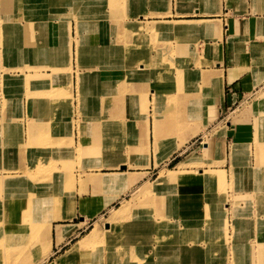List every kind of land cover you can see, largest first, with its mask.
Returning <instances> with one entry per match:
<instances>
[{"label":"crops","instance_id":"1","mask_svg":"<svg viewBox=\"0 0 264 264\" xmlns=\"http://www.w3.org/2000/svg\"><path fill=\"white\" fill-rule=\"evenodd\" d=\"M75 1L66 0L67 13ZM78 2L74 19L68 20L60 15L61 0H0V58L3 59L0 64V171H4L0 173V215H13L14 185L9 179L13 166L23 159L22 164L26 166L33 154H50L44 150L49 147L62 150L58 154L69 155L65 150L73 148L71 128L76 147L82 141L83 129L86 141L89 140L80 155L84 173L77 177L74 189L64 195V201L75 203L70 214L73 217L54 220L43 227L41 234L53 252L47 259H52L49 264L60 261L72 243L100 220L104 210L109 211L115 203L131 198L132 189L153 179L150 174L159 165L157 155L171 157L178 151L193 149L179 162L207 159L212 163L211 168L227 172L229 239L225 237L224 221L216 218L218 225L210 227L209 235L195 236L200 247L194 246L193 240H186L189 242L186 248H199L194 253L185 249L184 242L183 247L177 243L176 249L160 243L163 231L155 227L151 229L155 231L153 248L147 251L144 248L141 256H148L154 264L172 261L181 264L194 256L200 261L205 249H209L212 264H264V131L257 132L255 125L259 120L264 124V97L256 96L259 92L264 96V0ZM25 11L30 14H18ZM21 17L27 20H19ZM159 24L169 27L165 35L158 37L155 29ZM139 27L145 35L142 44L135 39V29ZM106 41L122 46L116 67L106 66L110 54L104 50ZM77 42L102 50L98 54L95 51L82 54L81 62L85 66L81 70L75 69ZM128 44L134 50L131 66L124 65L127 58L124 46ZM70 45L72 103L66 95L67 77L64 76ZM10 55L21 57V69L6 66ZM168 59H176L181 70L174 72L176 69ZM188 71L197 81L192 89L186 86ZM11 74L16 75L18 83L11 84L14 80ZM176 75L183 77L181 86L172 82ZM215 79L221 80L219 86H214ZM61 87L63 91L58 90ZM79 95L86 98L82 104L78 101ZM156 118L180 123L188 131L184 141L181 143L179 135L171 137L168 131L164 146L158 149L154 132ZM190 121L198 125V130L190 132ZM199 134L203 141L195 144L192 138ZM175 143L176 150L166 153ZM107 147L116 148L111 159L107 156ZM192 155L199 156L200 160H187ZM122 164L126 170L117 166ZM205 168L209 165L200 166L201 172L186 170L192 173L181 184L196 181L206 184L204 172L209 169ZM240 168L248 172L242 175L238 173ZM107 173L124 174V180L114 177L111 186H118L107 189L105 177L111 176ZM133 176L137 177L135 183H132ZM65 180L64 175L62 185ZM62 185L55 183L54 193ZM182 185L173 184L170 190L180 191ZM202 185L192 193H180L184 207L185 204L189 207L190 199L196 198L198 208L205 209L208 188ZM209 188L218 192L224 187L216 184ZM110 197L114 199L102 205ZM166 202L164 196L160 208L174 203ZM60 208V201L54 198L52 210L47 209L45 215H56ZM148 209L154 211L153 207ZM76 215H80L78 221ZM165 216L173 222L177 220L174 215ZM83 217L88 220L86 225L81 223ZM206 225L204 222L202 227L205 229ZM58 226L62 227L60 234ZM170 232L171 227L166 229L164 237L168 238Z\"/></svg>","mask_w":264,"mask_h":264},{"label":"rangeland","instance_id":"2","mask_svg":"<svg viewBox=\"0 0 264 264\" xmlns=\"http://www.w3.org/2000/svg\"><path fill=\"white\" fill-rule=\"evenodd\" d=\"M78 1L76 0L74 2L75 5L73 6V9L67 13L68 6L65 5L66 0H61V6H60L61 13H60V15L63 16V17L65 16V19H68V20L74 19L73 16H74V14H76L75 8L77 7V5L79 3ZM18 14H20L22 16L23 15L26 16V15L30 14V12L25 11L23 13L19 12ZM24 18L26 19V17H21L19 20H23ZM102 18H105V17L102 16ZM3 19H5V17H2V20ZM155 31H156V34H157L156 36H158V37L162 36V35H165V34L161 33L160 31H158L157 29H155ZM106 33H107V31H106ZM108 34H110V33L108 32ZM144 36L145 35L143 34L142 29H140V27L135 29V39H137L136 40L137 42L142 44L144 42ZM1 46H3V45H1ZM117 46L118 45L116 43L110 44V42L106 41V49H104V50H105V52H107V50H109V51H114V53H115V52H117L116 51ZM70 47H71V45H70ZM80 47H81L82 51H83L84 48L87 49V50H84L83 53H90L91 54L92 51H95V53L98 54V52H100V53L102 52V50H100L99 47L98 48L96 47L98 49L97 51H96V48H94L95 49L94 50L92 47H89V46L80 45ZM119 47H122V46H119ZM124 47H125L124 48L125 52H127V58L125 60L124 65L125 66H131L130 60H131L132 56L134 55V53H133V51H134L133 50V45H129L128 44V45H125ZM68 49H69V47H68ZM158 53H160V52H158ZM81 55H82V53H81ZM70 56H71V54L69 55V50H68V54H67L68 61H69V58H71ZM76 56H77V48H76ZM7 58H8L7 65H6L7 67H12L14 70H16V68L21 69V67L19 65V61L21 60V57H18V56H15V55L14 56L10 55V57H7ZM72 59H73V57H72ZM72 59L70 60L71 65H72ZM2 60L3 59L0 58V64L3 62ZM107 60L111 64V67L113 65L116 67L117 59L113 55V53H111L108 56ZM168 60H169L168 63L170 65H172V67L174 69H176V70H174V72L175 71L177 72V71L181 70L182 66H179V64L176 61V59H172V60L168 59ZM121 61L124 62V60H121ZM77 64H78L77 68L75 67L76 70H81V67L83 68L85 66L81 62V57H80V64H79L78 59H77ZM96 66H98L97 63H95L94 67L97 68ZM106 66H108V65H106ZM90 67L93 68L92 65ZM62 69H59V70L62 71ZM72 70H73V65H72ZM64 76L67 77L66 86H67V91L68 92H67L66 95L69 97V100H71V103H72V101H73V90L72 89L74 87L73 86L72 73L71 72L69 73V70H66V73H65ZM11 77H12V79H14V80H12L11 84L18 83V81L15 80L16 79V75L11 74ZM172 78H173V80H172L173 84H179L181 86V81H182L181 79L183 78L182 76H177L176 75L175 77H172ZM129 79H130L131 82L133 81L131 75H130ZM77 80H78L77 88L80 91L81 77L79 75L77 76ZM196 82H197L196 78H193L190 75V72H189L187 74V77H186V84H187L186 86L189 89H192L191 87L192 86L195 87ZM58 90L59 91H63V88L62 87L60 89L58 88ZM260 93L261 92H259V95L257 94L256 96H258L261 99L264 96L260 95ZM194 95H196V94H194ZM85 99L86 98L84 96H82V95L78 96V101H79L80 104H82V102L85 101ZM262 99L264 101V98H262ZM234 108H236V106H234ZM234 108L231 109L230 112H233ZM230 112L229 113L227 112V114L229 115ZM180 117H181V115L179 116V119H180ZM156 119H158V118H156ZM169 122H171V125H170L171 129H167L166 131H164V127H166L165 124H167ZM158 124H159L158 128L155 131V134H156V146H157L158 149H160V148H162L164 146V142L166 141V137H168L167 136L168 134L172 133L171 137H173V138H177V136L179 135V138L181 139V143L184 141V137L188 134V131L187 130L184 131L182 129V125L181 124H177L176 120L164 119L162 121V120L158 119ZM177 125H178V127H177ZM180 125H181V128H180ZM255 125L257 126V129H256L257 132L262 133L264 131V124H261L260 120ZM61 126L63 128L64 124L62 123ZM188 126H189L188 128H189L190 132L198 130L197 129L198 125H196L192 121H190L188 123ZM160 127L162 129L161 130V132L163 133L162 135L160 134ZM167 127H169V126H167ZM186 128L187 127H185V129ZM168 131L170 133H167ZM70 133L72 135V141H71L70 144L73 145L74 149L70 148V149H66L65 150L66 153L69 152V155H67V154L65 155V154H62V153L58 154L62 150L49 147V148H46L44 150L46 152H49L50 154H45V155H35V154H33V155H30L28 157L26 166L24 164H22L24 162V159L22 161L19 160V164L17 166H15V165L13 166V168H14V171L12 173L13 176L9 177V179H11L13 184L14 183H18V186H13V191L14 190H17V191L21 190V192H22V196L21 197H23L26 200V203H25L26 205L25 206L27 207V210L25 211V213L24 212L21 213L23 220L18 219V216H21V215H17V218L15 220H13L12 215H0V248H5L6 245H9L8 243L11 242L10 239H13V238L16 237L15 236L16 233H14L16 231L15 228H18V226H20V225H23V227H21V228H23L22 229L23 232H25L27 234L26 237H30V235L32 236L33 233H37V229H38L37 226H39V224L41 222V218L43 216H45V215H40V218L37 217L40 220V222L37 223V221L34 220L36 218V215L33 212V209H34L33 206H34L35 203L42 202L44 205H46V207H44V210H47V206H48L49 201H48V198L46 197L45 201L43 202V196L44 195L46 196L47 192H45L44 194L40 193L42 191V189L38 188V190H37L36 185H34V184H37L40 181L44 182V181H48V180H53L55 183L59 182L60 185H62L61 184L62 183V178L65 175L66 180H65V183L61 187V191L60 192H61V196L62 197L60 199L62 200V205L63 206L64 205L66 206L67 203H69L68 201L67 202L64 201L65 200L64 199V195H65V193L68 194L69 192H71L74 189V185H75V182L77 181V177L83 176L84 172L82 171V168L84 166L82 164V158H81L80 155L82 154L83 145L88 144L87 142L89 141V140L86 141V133L82 129L81 130L82 141L78 145V147H76L74 145V140H73V128H71ZM199 136H200V134L198 136L193 137L192 138V142L194 141L195 144L202 142L203 141V139H202L203 137L202 136L199 137ZM111 138H113V136ZM111 138L109 139V141L111 140ZM87 139H89V138H87ZM95 142H97V141H95ZM190 143H191V141H190ZM64 144H67V142L64 141ZM176 148L177 147H176V143H175L173 145V147H170V149L166 150V153H172L173 151L176 150ZM105 149H106V151H108L107 156H109V159H111V158H113L115 156V154H116V148L115 147H112V148H108L107 147ZM191 150H193V149H189L188 152H183V151L179 152L178 151V152L174 153L171 157H170V155H167V154L166 155H157L155 157L156 158V164H159V165H157L152 170V172L150 174V177L153 178V179H147L146 181H144L143 183L138 185L136 188L132 189L131 198L124 199L120 203H115L116 206L112 205L109 208V211H107V209L104 210L102 212L103 215H99L100 220L95 221V222L99 223L101 228H104L105 226H107V223H105V222L108 220L109 216L124 201H128L127 208L131 209V208H134V207L137 208L136 206H138V207L143 206V203H146V202H148L150 200H153L154 202H152V203L154 205L150 204V205H152V206H150V208L153 207L154 211H147L146 213H142V215H134L133 219L128 222V224H130V225L126 226L123 229H121L120 227H114L113 225H110V227H111L110 232L114 233V232H117L119 230H123L124 232H126V234H125L126 237H127V235L129 236V233L132 232V231L136 232V230H138L139 232H144L142 235L140 233L139 241H142V242L140 244H138V246L140 247V255H138V256H140V258H141V251H143L144 248H145L146 251L148 250L149 247L153 248L152 243L155 242V240L153 239L152 235H154L155 231H151V229H154L155 227L156 228L158 227V228L162 229V231H163L161 233L163 235L159 239V241L162 240V241H160V243H163L164 245H166L167 242H168L169 245L167 244L166 246L170 247L171 249H172V247L174 249H176V246H177L178 242H179L178 244L180 245L181 242H183V241L186 242V240H193L192 243L194 245L195 244L194 243V239H195V236H196L195 235L196 234L195 230L189 228L190 220L185 219V215L181 214L182 210L184 211L185 208H187V209H189V208L187 207L186 204H185V207H184V205L182 204L183 199L180 200V196L179 195H180L181 192H183L185 194H188V192L192 193L194 191H197V189L202 187L203 186L202 184H204L205 186H207L206 188H208L205 191V196L207 197V203H210V204L214 205L217 208H222V207L226 206V212H227L226 215H220V214L219 215H213L214 218L212 220H210L208 223L212 224L214 222L213 227H217L218 224L216 223L215 219L217 218V220H219V219L223 220L224 221L223 229H224V233L226 234L225 237H228V239H229V236H230V233H231L230 232L231 231V228H230L231 225H230L229 215H228L230 209H229V206H227V203H226V200L228 199V193H227V186L226 185H229L230 182H229V179L227 177L226 170H224V169H221V170L220 169H215L216 170L215 173H217L218 176H219L218 179L215 180V181H210V182H208L206 184H205V182L202 183V181H199V182L196 181V182L191 183L189 185H182L181 183L178 184V183L175 182L174 184L182 185V188H180V191H178L177 189L176 190H172V189L170 190V186L171 185H167V186L164 185L160 189L154 190L153 192L148 193V194L147 193L144 194V191H142L144 186L152 184V182L160 174L159 173V172H161L160 170H162L163 168L173 169L176 166V164L181 159H183V157H185ZM75 153H78V154L75 155ZM192 158H196V159L200 160L199 156H194V155H192L191 157L187 158V160L188 159H192ZM165 159H167V160L163 161ZM162 161H163V163H161ZM205 165H209V168H210L212 163L209 160H207V159H205V160L201 159L199 162H195V163L190 161L189 163H187L185 165V167H183V169L184 170H191V171H195V170L198 169L200 171V169H203V168L199 169V167L200 166H205ZM117 166H121L120 168L123 169V170H126V168H127L126 165L123 166V164L122 165H117ZM209 168H205V169H209ZM1 172L3 173L4 171H0V173ZM241 172H242V175H244L245 173L248 172V170L240 169L238 173H241ZM107 174H109V175H111L113 177H122V182L124 180V177H123L124 174H116V173H107ZM221 174H222V176L223 175L224 176L222 177ZM33 175H35V176L33 177ZM91 175H93V174H91ZM91 175H90V177H92ZM15 176H17V177H15ZM238 177H240V176L236 175V178H238ZM0 180H1V178H0ZM88 180H90V179H88ZM136 180H137V177L133 176L132 177V183H135ZM222 181H224V182H222ZM216 184L217 185H221L222 188L224 187L223 190H220V191L217 190L218 192H215L214 189H210L209 188V187L214 186ZM84 185H86V181L84 183L82 182L81 191L84 189ZM116 186H118V185H115V186L106 185L105 187L107 189H112V188H115ZM45 190L47 191L48 188L45 189ZM51 190H52V188H51ZM16 196L17 195L14 194V197H16ZM164 196L167 199L166 203L174 202L171 199V197L174 198L175 202L174 203H170V204L160 208L161 204H163ZM54 197H55V200H58V198L60 197V194H59V197H58V193H56L51 198H53V200H54ZM113 199H114V197H110L109 199H106L105 202H102V205L105 206L109 201H112ZM135 199L137 200V203L133 202V201H135ZM197 201L198 200L196 198L190 199V203H188V206L192 207V206L196 205V207H198ZM30 204H32V205H30ZM171 207H172V209H174V211L171 210ZM65 209H63V207H62V209L60 210V213L61 214L63 213L62 215H65V214L69 213V212H67V209L66 210ZM29 210H31V211L29 212ZM44 210L42 211L43 214H44ZM24 214H27V215L25 217H23ZM155 215L161 217L162 220L158 221V219H157V217H155ZM165 215H170V216L174 215L177 218V220L175 222H173V221L169 220V217H167ZM76 216H77L76 220L78 221V219H80V215H76ZM10 217L12 218L11 220H10ZM28 219H29V221H28ZM83 220H84V218H83ZM20 221L23 222L24 224L20 223L19 225L13 227V223H17L18 224ZM137 221H144V222H137ZM95 222L92 224V226L88 230H90L94 226ZM198 222H200V221L198 220ZM87 223H88V221H87ZM167 224H169V226L170 227L172 226V227H171V232H170L169 237L165 238L164 237L165 231H166V229L170 228L169 226L168 227L166 226ZM82 225H85V224L82 223ZM112 227H114V228H112ZM141 227L146 228L145 231H141L140 230ZM88 230L85 233H87ZM209 230H210V228L209 229L205 228L204 231L205 232H209ZM201 231L203 232L202 229H200V232ZM85 233L81 234L80 236L84 235ZM166 233L168 234V232H166ZM175 233H177V235H175ZM151 237H152V240H150ZM36 239H37V237H36ZM120 239H123V236H121L120 238L114 240L115 243L111 244V249H113V247L115 245H120L119 244V243H121ZM220 240H222V239H220ZM150 241H151V243H150ZM186 243H189V242L187 241ZM3 245H5V246H3ZM104 246L109 248L110 247V243L109 244L105 243ZM67 247H65V248H67ZM28 248H30V245H28ZM30 252L32 253V256L34 257L35 254H36V250L32 249ZM192 252L195 253L196 251H192ZM205 254H206V260H203V257H202V259L198 263L199 264H212V263L209 262L210 261V259H209L210 255L209 254H211L209 249L205 250ZM3 258H4V256H3ZM2 259H0V264H1ZM26 259H28V257H26ZM51 260L41 261V260L31 259V260H28V261H26L24 263H27V264H48ZM150 260H152V259H150ZM142 262H145V261H142ZM142 262H141V264H142ZM114 264H116V263H114ZM149 264H154L153 260L150 261ZM168 264H176V263H174V261H172V262H170ZM181 264H187V263L185 261H182Z\"/></svg>","mask_w":264,"mask_h":264},{"label":"bare ground","instance_id":"3","mask_svg":"<svg viewBox=\"0 0 264 264\" xmlns=\"http://www.w3.org/2000/svg\"><path fill=\"white\" fill-rule=\"evenodd\" d=\"M168 27L169 26H167L166 24H159L156 29L158 31L164 33V31H166V29H168ZM187 28H189V27H187ZM120 49H121V47H119V45H118L117 49H116L117 52L114 53V51L107 50V53H110V54L113 53V55L116 58H118L119 56H121V54L119 53ZM68 50H69V55L71 54V56H70L71 58H69L66 70H69V73L70 72L72 73V65H71L70 60L72 59L73 55H72V51H71L70 46H69ZM84 50H87V49L84 48L82 51L79 43L77 42V59L79 61V64H80L81 53L84 54L83 53ZM110 54H108V56ZM108 63H109V61H108ZM117 65H118V63H117ZM96 67H98V66H96ZM108 67L111 68L110 63L108 64ZM220 83H221L220 79H215L214 86L215 87L219 86ZM197 97H199V96H197ZM177 124H180V123H177ZM158 125H159L158 119H156L155 120V126H154V132L157 130ZM165 125H166V127H164V131H166L167 129H171V127H170L171 122H169ZM167 126H169V127H167ZM177 127H178V125H177ZM180 128H181V125H180ZM161 130L162 129L160 127V134L162 135L163 133L161 132ZM192 162L195 163L194 160H192ZM186 164H187L186 162L185 163L179 162L176 164V166L173 169L163 168L162 170H160L161 171V172H159L160 174L152 182V184L144 186L142 191H144V194L145 193L148 194V193L153 192L154 190L160 189L164 185L165 186L173 185L175 182L178 184L181 183L184 179L189 178V175L192 173L190 171H186L183 169V167H185ZM215 172H216V170L211 168V167L209 168V170H206L204 172L206 183H208L210 181H215L218 179L219 176ZM10 175H11V173H10ZM4 176H2L3 180H4V178H3ZM34 176L35 175H33V177ZM221 176H222V174H221ZM15 177H17V176H15ZM113 181H114V177H112V176L105 177V185H111L113 183ZM222 182H224V181H222ZM13 185L18 186V183H14ZM34 185H36L37 190H38V188L42 189V191L40 193H43V194L45 192H47L45 189H47V188L49 189L48 192L46 193V195L48 196V201H49L47 209H49V208L51 209L53 207L54 200L51 197L54 196V194H56V193H58V195L60 194V197L58 196L59 200H57V201H60V207H61L60 209H62V207L65 206V205L64 206L62 205V200L60 199L62 197L61 192H60L61 187H58L59 192H58V190L55 191L56 193H54V191H53V185H55L54 181H50V182L40 181ZM51 188H52V190H51ZM14 194H16L17 196L14 197ZM21 196H22L21 190L20 191H17V190L12 191V210L11 211L13 214L12 215L13 220H15L17 218V215H21V213H23V212L25 213V211L27 210V207L25 206L26 200ZM44 196H43V202L45 201ZM133 202L137 203V200L135 199V201H133ZM152 202H154V201L150 200L146 203H143V206H140V207L136 206L137 208L134 207L135 209L134 208H131V209L127 208L128 201L122 202V204L119 207H117V209H115L113 211V213L109 216L108 220L105 222V223H107V226H105L104 228H101L99 223L95 222L94 226L90 230H88L87 233H85L81 237L77 238L72 243L70 248H68L65 251V253L63 254L60 261H57V262L55 261L51 264H114V263H116V264H141L142 261H145V262H142V264H149L150 261H152V260H150V258L148 256H143V257L141 256V258H140V256H138V255H140V247L138 246V244H140L142 242V241H139L140 233L142 235L144 232H139L138 230H136V232L132 231L129 233V236L127 235V237H126L125 236L126 232H124L123 230H119V231L114 232V233L110 232V230H111L110 225H113L114 227H120L121 229L125 228L126 226L130 225V224H128V222L133 219L134 215H142V213H146L147 211H150L148 208H150V206H152V205H150V204H153ZM74 204H75L74 201L71 203L69 202V203H67L66 207L63 208V209H65V208L67 209V212H69L68 214L62 215L63 213L61 214L60 210H59V213L56 215H52V213L50 215H45L47 213V210H44V207H46V205H44L42 202L35 203L33 206V208H34L33 212L36 215V218L34 220L37 221V223H39L40 222V220H39L40 215H45L41 218V222H40L39 226H37L38 227L37 233H33L32 236L30 235V237H26L27 234L25 232H23V230H22L23 228H21V227H23V225H20V226H18V228H15L16 231L14 233H16L15 234L16 237L13 239L9 238L11 241V242L9 241L10 242V243H8L9 245H6L5 248H0V254H1L0 259H2L4 256V258L1 261V264H27L24 262L31 260V259L46 261L49 257H51L53 252L51 251L50 243L45 241L46 239L41 235L42 229H43V227L49 226V224H52V222L54 220H57V219L58 220H64L67 218L71 219L73 216L70 214H71V211L74 209ZM30 205H32V204H30ZM188 208L189 209L185 208L184 211L182 210L181 214L185 215V219L190 220L189 228L195 230L196 236L206 235V233H207V235H209V232L204 231L205 229L202 227L203 223L204 222L208 223L210 220H212L214 218L213 215H219V214L220 215H226V213H227L226 212V206L222 207V208H217L210 203H207L205 209L204 210L202 209L203 211L200 210L198 207H196V205L192 206V207H188ZM43 210H44V214L42 212ZM171 210L174 211V209H172V207H171ZM30 211L31 210H29V212ZM48 211H50V210H48ZM26 215L27 214H24L23 217H25ZM37 217H39V218H37ZM12 218L10 217V220ZM83 218H84V220L82 221V223H84L86 225L88 220L86 219V217H83ZM18 219L23 220L22 215L18 216ZM198 220L200 222H198ZM28 221H29V219H28ZM137 222H144V221H137ZM20 223H23V222L20 221L18 224L13 223V227L19 225ZM167 225H169V224H167ZM213 225H214V222L212 224L208 223V225H206V229H209L210 227L212 228ZM114 227H112V228H114ZM145 229L146 228H144V227L140 228L141 231H145ZM200 229H203V232L202 231L200 232ZM57 230L59 231L58 234H60V232H62L61 228L59 226H58ZM175 235H177V233H175ZM121 236H123V239H120V242H121V243H119L120 245H115L113 247V249H111V244L115 243L114 240L120 238ZM36 237H37V239H36ZM202 238L207 239V236H204ZM59 239H60V237H59ZM212 240L213 239H211V241ZM183 242L185 245V249L187 251L189 249V252L197 251L199 249V248H186L188 243H186L185 241H183ZM183 242H181V244ZM105 243H108V244L110 243V247L109 248L105 247L104 246ZM194 243H195L194 246H196V247L197 246L200 247V245H201V244L199 245L197 238L194 239ZM181 244L179 246H182ZM28 245H30V248H28ZM3 246H5V245H3ZM30 249L36 250V254L34 257L32 256ZM26 257H28V259H26ZM202 257H203V260H206L205 251H204ZM184 261L187 264H190V263L191 264H193V263L199 264L198 263L199 260L196 256L190 257L189 260L185 259Z\"/></svg>","mask_w":264,"mask_h":264}]
</instances>
